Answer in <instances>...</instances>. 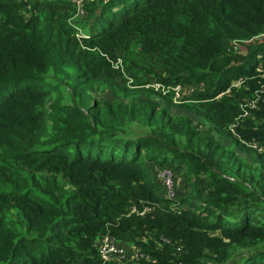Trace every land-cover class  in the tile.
<instances>
[{"label":"trees","instance_id":"trees-1","mask_svg":"<svg viewBox=\"0 0 264 264\" xmlns=\"http://www.w3.org/2000/svg\"><path fill=\"white\" fill-rule=\"evenodd\" d=\"M0 264H264V0H0Z\"/></svg>","mask_w":264,"mask_h":264},{"label":"built area","instance_id":"built-area-1","mask_svg":"<svg viewBox=\"0 0 264 264\" xmlns=\"http://www.w3.org/2000/svg\"><path fill=\"white\" fill-rule=\"evenodd\" d=\"M177 90L176 96L179 95V87L175 86ZM174 88V87H173ZM188 92H191L189 90ZM156 179L162 184L165 194L169 198H173L175 193L174 187V173L168 167H155L154 168ZM98 252L101 259L106 262L115 259L121 262L125 255V250L111 234H106L100 239L98 245ZM135 258L140 257V254L134 251Z\"/></svg>","mask_w":264,"mask_h":264},{"label":"rangeland","instance_id":"rangeland-1","mask_svg":"<svg viewBox=\"0 0 264 264\" xmlns=\"http://www.w3.org/2000/svg\"><path fill=\"white\" fill-rule=\"evenodd\" d=\"M77 5H78V7H80V2L81 1H83V0H73ZM78 11V10H77ZM82 11V12H81ZM80 12L81 13H83V9H80ZM77 16V15H76ZM86 28L84 29V30H82V34H84V33H86ZM160 85L159 84H156V86L155 87H159ZM179 87V95H175L176 97H177V99H181L182 98V96L180 95L181 93L183 94V95H190V94H188V91L191 89V88H189V86H187V87H181V86H178ZM175 88L176 87H174L173 89L175 90ZM161 89L164 91L163 93H167V90H171L170 89V87L169 86H167L166 85V87L165 86H163V87H161ZM177 90H175V92H176ZM55 100V97L53 96V97H51V98H49L48 99V102H53ZM154 177H156L155 175H154ZM175 190V189H174ZM176 192V191H175ZM173 198H176V193H174V196H173ZM123 248H124V250H125V255H124V258H123V260L121 261V263H125V262H127V263H132V262H134L135 261V257L133 256L134 255V251H131V253L130 252H126V248L123 246Z\"/></svg>","mask_w":264,"mask_h":264}]
</instances>
